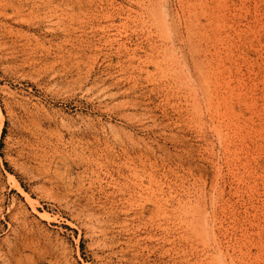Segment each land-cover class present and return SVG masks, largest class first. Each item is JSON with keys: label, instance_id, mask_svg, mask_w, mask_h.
<instances>
[{"label": "rangeland", "instance_id": "1", "mask_svg": "<svg viewBox=\"0 0 264 264\" xmlns=\"http://www.w3.org/2000/svg\"><path fill=\"white\" fill-rule=\"evenodd\" d=\"M234 263L264 264V0H0V264Z\"/></svg>", "mask_w": 264, "mask_h": 264}, {"label": "bare ground", "instance_id": "2", "mask_svg": "<svg viewBox=\"0 0 264 264\" xmlns=\"http://www.w3.org/2000/svg\"><path fill=\"white\" fill-rule=\"evenodd\" d=\"M161 12H162V11H161ZM161 15H163V13H162ZM159 16H160V15H159ZM160 17H162V16H160ZM155 20H156V18H155ZM210 20H211V18H210ZM158 21H159V20H158ZM154 23H155V22H154ZM163 23H164V22H163ZM156 24H157V23H156ZM165 24H166V23H165ZM160 25H161V24H160ZM158 27H159V26H158ZM160 29H162V28H160ZM162 32H163V31H162ZM171 54H172V53H171ZM164 55H165V54H164ZM168 56H169V53H168ZM168 56H167V57H168ZM165 57H166V56H165ZM166 59H167V58H166ZM171 59H172V58H171ZM169 60H170V59H169ZM174 61H175V60H174ZM198 65L200 66V64H198ZM208 66H209V65H208ZM208 66H207V67H208ZM204 67H205V66H204ZM210 68H211V67H210ZM210 70H211V69H210ZM200 71H201V70H200ZM200 71H199V72H200ZM201 72H202V71H201ZM205 72H206V70H205ZM205 72H204V74H205ZM214 73H216V72H214ZM209 74H210V73H209ZM202 75H203V74H202ZM199 76H200V73H199ZM201 77H202V76H201ZM204 77H205V76H204ZM214 77H215V76H214ZM216 77H217V76H216ZM205 78H206V77H205ZM217 78H218V77H217ZM202 79H203V78H202ZM205 80H206V79H205ZM216 80H217V79H216ZM216 80H215V81H216ZM204 82H205V81H204ZM209 82H210V80H209ZM212 82H213V80H212ZM202 83H203V82H202ZM206 83H207V82H206ZM200 85H202V84H200ZM204 86H205V85H204ZM204 86H203V87H204ZM206 86H207V85H206ZM213 86H214V85H213ZM213 86H212V87H213ZM203 87H201V88H203ZM208 88H209V83H208ZM208 88H207V89H208ZM210 88H211V87H210ZM212 90H213V89H212ZM215 90H216V89H215ZM206 92H207V91H206ZM207 93H209V92H207ZM211 94H212V93H211ZM214 94H215V93H214ZM207 95H208V94H207ZM207 95H206V96H207ZM221 95H222V94H221ZM209 96H210V95H209ZM228 96H229V95H228ZM221 97H222V96H221ZM223 97H224V95H223ZM225 97H226V95H225ZM228 98H229V97H228ZM208 99H210V98L208 97ZM223 99H224V98H223ZM210 100H211V99H210ZM213 101H214V100H213ZM219 101H221V100L219 99ZM217 102H218V101H217ZM217 102H216V103H217ZM221 102H222V101H221ZM223 103H224V102H223ZM219 104H220V103H219ZM225 104H226V103H225ZM230 104H231V103H230ZM212 106H213V105H212ZM212 106H211V107H212ZM216 106H218V103H217ZM212 108H213V107H212ZM214 109H215V106H214ZM214 109H213V110H214ZM229 111H231V110H229ZM235 112H236V111H235ZM232 113H233V112H231L230 115H232ZM238 113H239V112H238ZM238 113H236V115H238ZM233 116H234V114H233ZM227 117H228V115H227ZM228 118H229V117H228ZM231 118H232V117H231ZM224 120H225V119H224ZM215 121H216V120H215ZM219 121H220V120H219ZM219 121H217V122H218V125L220 124ZM236 121H237V120H236ZM226 123H227V122H226ZM233 124H234V123H233ZM223 125H224V124H223ZM231 126H232V125H231ZM238 126H239V125H238ZM215 127L217 128L216 131L218 130V128H220V127H217V125H215ZM226 128H227V127H226ZM238 128H239V127H238ZM219 130H221V129H219ZM233 130H234V129H233ZM221 131H222V130H221ZM227 131H228V130H227ZM222 133H223V131H222ZM222 133H221V134H222ZM226 133H227V132H226ZM231 133H232V132H231ZM236 133H237V132H236ZM218 134H219V136H221V135H220V131H218ZM223 134H224V133H223ZM232 134H233V133H232ZM234 134H235V133H234ZM224 135H226V134H224ZM229 135H230V134H229ZM222 137H224V136H222ZM232 137H233V135H232ZM226 139H227V138H226ZM228 140H229V138H228ZM226 141H227V140H226ZM229 142H230V141H229ZM224 144H225V143H224ZM224 148H225V147H224ZM229 149H230V148H229ZM227 150H228V148H227ZM15 183H16V182H15ZM15 185H17V184H15ZM20 191H21V190H20ZM24 195H25V194H24ZM28 197H29V196H27V197H25V198H28ZM29 199H30V198H28V201L30 202ZM26 200H27V199H26ZM197 203H198V202H197ZM196 205H197V204H196ZM194 206H195V204H194ZM196 207H197V206H196ZM197 208H198V207H197ZM22 209H23V208H22ZM22 209H21V210H22ZM19 211H20V210H19ZM13 212H15V211L13 210ZM21 213H22V212H21ZM14 214H15V213H14ZM22 214H23V213H22ZM41 214H42V213H41ZM200 214H201V213H200ZM15 215H16V214H15ZM15 215H13V216H15ZM187 215H188V214H187ZM195 215H197V214H195ZM23 216H24V215H23ZM185 216H186V215H185ZM198 216H199V215H198ZM15 217H16V216H15ZM24 217H25V216H24ZM192 217H193V216H192ZM203 217H204V216H203ZM22 218H23V217H22ZM187 218H189V217H187ZM187 218H185V219H187ZM194 218H195V217H194ZM196 218H197V216H196ZM196 218H195V219H196ZM18 219H21V218H18ZM190 219H192V218L190 217ZM200 219H202V218H200ZM16 220H17V218H16ZM21 220H22V219H21ZM197 220H198V218H197ZM197 220H196V221H197ZM190 221H191V220H190ZM192 221H193V220H192ZM212 221H213V220H212ZM204 222H205V221H204ZM206 222H207V221H206ZM208 222H209V221H208ZM19 223H20V222H19ZM24 223H25V221H24ZM24 223H23V224H24ZM210 223H211V222H210ZM212 223H213V222H212ZM192 224H193V223H192ZM198 224H199V223H198ZM19 225H20V224H19ZM189 225H190V224H189ZM194 225H195V224H194ZM199 225H201V224H199ZM206 225H207V224H206ZM206 225H205V226H206ZM23 226H24V225H23ZM192 226H193V225H192ZM203 226H204V224H203ZM205 226H204V227H205ZM20 227H22V226H20ZM196 227H197V226H196ZM196 227H195V228H196ZM198 227H199V226H198ZM198 227H197V228H198ZM24 228H25V227H24ZM190 228H191V227H190ZM197 228H196V229H197ZM208 228H209V227H208ZM210 228H211V227H210ZM210 228H209V230H210ZM196 229H195V230H196ZM200 229H201V228H200ZM206 229H207V228H206ZM192 230H193V229H192ZM201 230L203 231V229H201ZM211 230H212V229H211ZM211 230H210V231H211ZM197 231H198V230H197ZM207 231H208V230H207ZM198 232H199V231H198ZM200 232H201V231H200ZM200 232H199V233H200ZM205 232H206V231L204 230V233H205ZM212 232H213V231H212ZM202 234H203V232H202ZM205 234H206V233H205ZM212 234H213V233H212ZM25 236H26V235H25ZM22 241H23V240H22ZM13 242H14V241H13ZM236 242H238V241H236ZM239 245H240V244H239ZM236 247H237V246H236ZM215 248H216V247H215ZM17 250H18V249H17ZM216 250H217V249H216ZM217 251H218V250H217ZM18 253H19V252H17V254H18ZM19 254H20V253H19ZM242 254H243V253H242ZM221 256H222V255H221ZM229 258H231V257L229 256ZM21 259H22V258H21ZM226 259H227V258H226ZM232 261H233V260H232ZM235 261H236V260H235ZM22 262H23V260H22ZM226 262H228V261H226ZM229 262H230V261H229ZM233 262H234V261H233ZM231 263H232V262H231ZM240 263H241V262H240ZM234 264H235V263H234Z\"/></svg>", "mask_w": 264, "mask_h": 264}]
</instances>
